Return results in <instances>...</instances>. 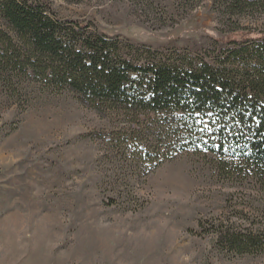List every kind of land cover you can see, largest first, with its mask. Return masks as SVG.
<instances>
[{
	"label": "rangeland",
	"instance_id": "1",
	"mask_svg": "<svg viewBox=\"0 0 264 264\" xmlns=\"http://www.w3.org/2000/svg\"><path fill=\"white\" fill-rule=\"evenodd\" d=\"M40 1L157 50L200 54L242 33L227 32L212 0ZM239 23L246 34L264 28V15ZM25 91L19 101L0 87V264H264L219 252L207 233L241 222L232 209L249 193L210 157L187 151L153 172L124 170L103 142L116 121L71 92Z\"/></svg>",
	"mask_w": 264,
	"mask_h": 264
},
{
	"label": "trees",
	"instance_id": "2",
	"mask_svg": "<svg viewBox=\"0 0 264 264\" xmlns=\"http://www.w3.org/2000/svg\"><path fill=\"white\" fill-rule=\"evenodd\" d=\"M212 2L227 32L242 33L198 54L133 45L40 0H0V87L18 100L31 85L71 92L116 121L103 142L124 170L153 172L187 151L210 157L216 174L249 191L232 209L241 222L207 230L215 248L264 255V28L244 34L239 23L263 16L264 0Z\"/></svg>",
	"mask_w": 264,
	"mask_h": 264
}]
</instances>
